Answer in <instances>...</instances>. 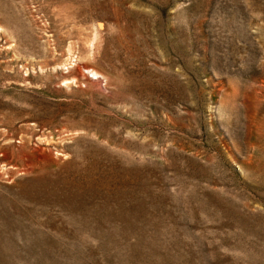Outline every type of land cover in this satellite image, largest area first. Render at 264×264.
<instances>
[{"label":"rangeland","instance_id":"1","mask_svg":"<svg viewBox=\"0 0 264 264\" xmlns=\"http://www.w3.org/2000/svg\"><path fill=\"white\" fill-rule=\"evenodd\" d=\"M0 264H264V0H0Z\"/></svg>","mask_w":264,"mask_h":264},{"label":"bare ground","instance_id":"2","mask_svg":"<svg viewBox=\"0 0 264 264\" xmlns=\"http://www.w3.org/2000/svg\"><path fill=\"white\" fill-rule=\"evenodd\" d=\"M93 73H94V74H96V75L98 74V72H97V71H95V70H93Z\"/></svg>","mask_w":264,"mask_h":264}]
</instances>
